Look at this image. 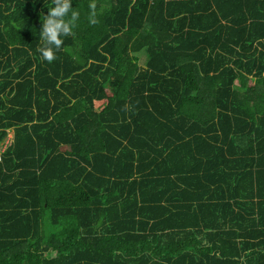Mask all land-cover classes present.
<instances>
[{
    "label": "trees",
    "instance_id": "trees-1",
    "mask_svg": "<svg viewBox=\"0 0 264 264\" xmlns=\"http://www.w3.org/2000/svg\"><path fill=\"white\" fill-rule=\"evenodd\" d=\"M55 6L0 0V264H264V0H72L49 62Z\"/></svg>",
    "mask_w": 264,
    "mask_h": 264
},
{
    "label": "clouds",
    "instance_id": "clouds-1",
    "mask_svg": "<svg viewBox=\"0 0 264 264\" xmlns=\"http://www.w3.org/2000/svg\"><path fill=\"white\" fill-rule=\"evenodd\" d=\"M55 5V7L48 8V14L44 15V20L41 22V27L39 29V38L43 41V47H41L39 51L42 58L49 62L55 58V52L59 49L62 43L60 36L66 35L71 31V19H75L78 16V14L73 11L71 12V17L68 21L63 19V15L69 13V9L72 6V0H63V2H61V0H55ZM89 7L92 6L90 5ZM57 17H61V19L58 20L56 19ZM10 132H12L13 136V131L10 130L8 133Z\"/></svg>",
    "mask_w": 264,
    "mask_h": 264
},
{
    "label": "built area",
    "instance_id": "built-area-1",
    "mask_svg": "<svg viewBox=\"0 0 264 264\" xmlns=\"http://www.w3.org/2000/svg\"><path fill=\"white\" fill-rule=\"evenodd\" d=\"M11 139H12V133H8L5 140L1 143V145H0V161L2 159V153L5 150L6 146L10 143Z\"/></svg>",
    "mask_w": 264,
    "mask_h": 264
},
{
    "label": "rangeland",
    "instance_id": "rangeland-1",
    "mask_svg": "<svg viewBox=\"0 0 264 264\" xmlns=\"http://www.w3.org/2000/svg\"><path fill=\"white\" fill-rule=\"evenodd\" d=\"M139 55H140V61H141V63H144L145 58H146L145 54L139 53ZM10 133H12V132H10Z\"/></svg>",
    "mask_w": 264,
    "mask_h": 264
}]
</instances>
